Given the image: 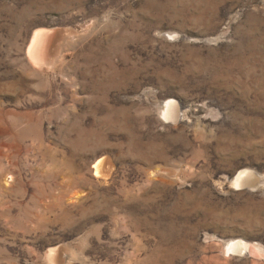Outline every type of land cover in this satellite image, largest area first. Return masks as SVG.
<instances>
[{
	"label": "rangeland",
	"instance_id": "rangeland-1",
	"mask_svg": "<svg viewBox=\"0 0 264 264\" xmlns=\"http://www.w3.org/2000/svg\"><path fill=\"white\" fill-rule=\"evenodd\" d=\"M0 264H264V0H0Z\"/></svg>",
	"mask_w": 264,
	"mask_h": 264
},
{
	"label": "bare ground",
	"instance_id": "bare-ground-1",
	"mask_svg": "<svg viewBox=\"0 0 264 264\" xmlns=\"http://www.w3.org/2000/svg\"><path fill=\"white\" fill-rule=\"evenodd\" d=\"M54 33L53 32H37L33 35L30 45L28 46L25 56L29 64L33 67L41 66L42 64L49 63V48L52 45L53 42ZM48 65V64H47ZM164 111L165 114L163 115H175V111H173L175 105L172 101H166L164 103ZM172 110V111H171ZM176 117V116H175ZM165 118H168L166 116ZM170 118V117H169ZM262 182V179H257L255 176L246 173V172H239L236 177L234 178V185H245L249 182H256V181ZM244 250V246H242L239 242L232 243L228 249L229 251H237L241 252Z\"/></svg>",
	"mask_w": 264,
	"mask_h": 264
},
{
	"label": "water",
	"instance_id": "water-1",
	"mask_svg": "<svg viewBox=\"0 0 264 264\" xmlns=\"http://www.w3.org/2000/svg\"><path fill=\"white\" fill-rule=\"evenodd\" d=\"M248 188H251V187H248Z\"/></svg>",
	"mask_w": 264,
	"mask_h": 264
}]
</instances>
